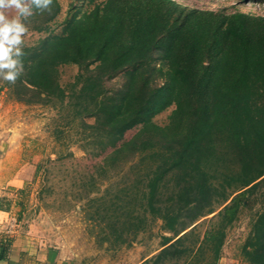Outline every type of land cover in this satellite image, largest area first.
I'll return each instance as SVG.
<instances>
[{"label":"trees","instance_id":"1","mask_svg":"<svg viewBox=\"0 0 264 264\" xmlns=\"http://www.w3.org/2000/svg\"><path fill=\"white\" fill-rule=\"evenodd\" d=\"M88 3L58 33L46 30L57 0L51 14L34 15H42L36 30L44 35L24 45L21 79L0 88L78 120L98 153L112 149L101 168L139 172V207L116 219L121 230L113 233L119 242L133 238L148 215L170 233L140 264H217L227 229L247 210L240 253L245 264H264V14L177 0ZM62 64L78 68L66 88ZM170 106L168 122L156 124ZM207 215L201 229L197 221Z\"/></svg>","mask_w":264,"mask_h":264},{"label":"rangeland","instance_id":"2","mask_svg":"<svg viewBox=\"0 0 264 264\" xmlns=\"http://www.w3.org/2000/svg\"><path fill=\"white\" fill-rule=\"evenodd\" d=\"M57 1L59 12L46 28L50 33L61 31L68 14L80 15L89 8L88 0ZM177 1L197 9L264 14V0ZM42 19V15L33 16L27 22L24 45H33L44 35L36 30ZM77 71L74 64L60 65L61 86L66 88ZM120 80L117 77L108 84ZM172 108L156 114L153 121L165 125ZM69 118L51 104L26 103L17 100L9 88H0V208L10 212L11 222L36 245L55 251L69 264H140L160 248L162 235L170 233L160 219L148 215L143 230L119 242L113 232L121 227L115 221L139 207L134 181L139 172L125 173L119 165L101 168L103 157L112 149L98 153L97 146L84 138L87 130ZM140 127L128 129L119 144L130 140ZM8 177L12 182H6ZM18 180L22 182L18 184ZM258 208L256 204L253 210ZM209 217L197 221L201 229ZM250 217V211H244L227 229L217 264H245L240 249L249 232Z\"/></svg>","mask_w":264,"mask_h":264},{"label":"clouds","instance_id":"3","mask_svg":"<svg viewBox=\"0 0 264 264\" xmlns=\"http://www.w3.org/2000/svg\"><path fill=\"white\" fill-rule=\"evenodd\" d=\"M53 0H0V82L15 85L25 73L24 38L27 22L37 14L49 13ZM13 264H20L12 257Z\"/></svg>","mask_w":264,"mask_h":264},{"label":"crops","instance_id":"4","mask_svg":"<svg viewBox=\"0 0 264 264\" xmlns=\"http://www.w3.org/2000/svg\"><path fill=\"white\" fill-rule=\"evenodd\" d=\"M15 173L18 176V172ZM9 177L7 183L12 182ZM11 220L10 212L0 208V264H13L12 257H18L20 264H69L55 251L36 245L27 232Z\"/></svg>","mask_w":264,"mask_h":264}]
</instances>
